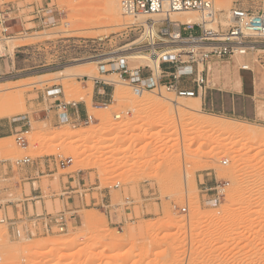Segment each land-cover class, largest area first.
Masks as SVG:
<instances>
[{
  "label": "rangeland",
  "instance_id": "obj_1",
  "mask_svg": "<svg viewBox=\"0 0 264 264\" xmlns=\"http://www.w3.org/2000/svg\"><path fill=\"white\" fill-rule=\"evenodd\" d=\"M9 3L16 4L26 24L20 34L15 33L19 28H14V20L7 22L11 29L5 33L0 26V82L8 84L0 96L21 94L19 98L14 96L18 100L15 102H22L17 107L25 105V111L0 116V123L29 115L31 125L23 128L28 131L26 149L17 146L15 135L0 140V202L7 217L0 224V264L8 263V258L14 264H264V183L260 181L264 182V138L227 140L223 134L197 128L190 118H177L175 112L164 119L154 106H141L127 76L121 78L111 66L119 62L130 68L146 66L116 57L122 47L137 41L140 30H130L110 20L104 0H0L3 11L8 12ZM37 4L51 10L39 25L32 23L38 20L34 16ZM234 4L264 10V0H230L229 8ZM228 16V11L216 12V30L227 29ZM45 33L49 36H42ZM10 36L18 37L12 52L5 40ZM250 41L256 42L250 44L255 48L245 54L210 57L198 69H204L207 86L232 92L241 78L246 94L253 98L257 119H242L201 105L194 116H221L236 119L239 124L252 122L264 135V38ZM95 58L101 59L88 67L67 68ZM59 70L75 76L61 79ZM83 71L92 72L94 77L79 75ZM96 79L108 82L100 96L107 94L109 100L93 104L92 87L90 104L84 103L86 108L94 106L98 110L92 114V122L72 126L34 120L37 110L43 107L38 104L45 88L60 85L64 94L60 99L67 102L77 98L81 103V91L87 90L88 82L94 86ZM111 79L123 83L117 87ZM115 88H119L120 99L114 98ZM160 93L177 97L164 88L150 95L159 98ZM107 116L112 120L108 119L109 123ZM55 155L71 157L72 161L65 168L56 166L54 176L38 177L34 184L23 178V168L15 164L24 156L41 161ZM169 158L179 159V171L174 169L171 175L166 170L167 164L170 168L173 162ZM224 158L228 159L227 165L221 164ZM183 170L188 176L186 187L179 181ZM66 176L74 180L72 186L79 182L80 187L84 184L97 189L86 194L85 203L73 197L63 201L58 194L60 181L66 182ZM215 179L227 181L225 197L220 203L206 204L200 190L211 186ZM116 182L120 186L115 189L112 186ZM39 188L45 195L40 201L32 198L39 195ZM53 191L54 197L50 193ZM100 193H106L107 201L118 205V221L123 218L120 224L111 223L115 219L109 220L101 208L90 203V197ZM126 197L133 200L128 209L123 206ZM64 203L68 206L65 210ZM183 206H187L186 212L181 211ZM60 210L67 217L71 215L67 230L42 232L36 215ZM15 228L21 231L19 237L13 234ZM102 234H106L104 239ZM73 237H77V243L70 247L61 249L52 244ZM38 241L48 245L24 252L20 249Z\"/></svg>",
  "mask_w": 264,
  "mask_h": 264
},
{
  "label": "built area",
  "instance_id": "obj_2",
  "mask_svg": "<svg viewBox=\"0 0 264 264\" xmlns=\"http://www.w3.org/2000/svg\"><path fill=\"white\" fill-rule=\"evenodd\" d=\"M213 4L214 0H122L120 8L126 15L200 11L209 16L212 15ZM11 9L7 7L6 11L9 12ZM43 11V7L38 8V12ZM8 12L3 11L0 7V26L2 28L1 31L4 33L8 30L5 25L6 21L9 19V17L6 16ZM38 12L36 10V14H38ZM126 27L130 30H140L137 42L129 46V50L138 48L139 52H148L152 54L167 52V50L174 48L180 50V52L165 54L160 57L159 68L163 64H167L171 69L168 74L171 80L165 83H160L158 81L160 78L158 75L162 74V71H159L157 77H155L153 70L149 66L130 68L124 64V62L112 63L111 66L115 67V70H118V74L121 78L124 75L127 76V82L132 87L133 92L139 94L143 90L154 91L155 89L161 92V89L164 88L166 92L174 93L178 97H194L199 94V91L202 90L207 83L204 69L199 70L198 64L201 63L203 65L210 57L221 59L233 55L245 54L247 50L251 49L250 44L254 45V43H256L250 41L251 39L264 38V10L254 11L244 8L239 4H234L229 11V24L224 31L219 29L217 31L204 30L200 23L190 24L171 20H148L146 25L130 24ZM202 44H209V50L201 47ZM182 57L186 58L182 59ZM120 60L126 59L121 58ZM145 67L149 76V81L145 79L148 76L144 77L142 75V71L145 70ZM241 68L248 69V66L242 65ZM1 75L2 64L0 59V76ZM185 80L193 82L195 89L182 88L181 83L185 82ZM98 81L104 82L105 80H95V82ZM63 95L60 85H52L45 88L41 94V101L46 105L47 109H53L55 111L57 124L76 126L92 122L93 115H88L85 110V114L82 118L75 109L79 102L77 104H70V102L60 99ZM102 105H104V103ZM70 109H73L74 114H70ZM118 117L119 115H115V118ZM27 126H29V124H27ZM23 128L17 130L14 135L17 146L26 149L28 146L26 138L28 131ZM31 160L32 158L29 156H24L16 160L15 164L20 166L30 163ZM47 161L59 168H65L71 163L72 159L71 157L62 158L60 155H55L48 157ZM221 164L227 165L228 159H222ZM79 184V182L74 186L68 184L58 194V198L65 197L68 200L72 198V194H74L78 200L83 201L89 191L97 189V187H84V184L80 187ZM227 185V181L215 179L211 186L202 187L200 192H202L203 202L206 204L220 203L225 197ZM119 186L120 184L116 182L112 187L116 189L119 188ZM209 193L210 195H208ZM96 198L97 197H90V199L94 201H96ZM132 204L133 200L126 197L123 205L125 209H128ZM96 206L103 210L109 220L115 219V221L111 223H121L123 218H120V222L118 221V205H112L110 202H101ZM180 209L182 212H186L187 206H183ZM129 213L130 212H128V214ZM125 214H127V212H125ZM36 219L41 223L42 232L48 234L66 231L68 223L71 222V215L67 217L66 212L60 210L55 213L45 212L37 214ZM6 220L7 217L4 213V205L0 202V224H3ZM9 223L14 224L15 222ZM13 234L19 237L21 231L15 228L13 229Z\"/></svg>",
  "mask_w": 264,
  "mask_h": 264
},
{
  "label": "bare ground",
  "instance_id": "obj_3",
  "mask_svg": "<svg viewBox=\"0 0 264 264\" xmlns=\"http://www.w3.org/2000/svg\"><path fill=\"white\" fill-rule=\"evenodd\" d=\"M121 1L122 0H104V7H105V10L108 14L107 17H109L110 20H112L113 22H118L120 26L123 25L125 27L130 25V24L146 25L148 23V20H154V21L171 20L174 22H186V23H190V24L200 23V24H203L202 26H203L204 30L217 31L216 26L214 25V23L217 20L216 12L224 11V10L228 11V12L230 11V8H229L230 7V0H214L212 15H209V16H207L205 13L200 12V11H195V12H193V11H189V12L178 11V12H172V13L159 12V13H152V14H145V15H140V14L126 15L122 12V10L120 8ZM221 22H223V24L225 23V21H221ZM42 36H49V34L45 33ZM17 38L18 37H16V36L5 37V40L8 43V47L10 49V52H12L15 47H17V45L15 43ZM201 47H203L205 49H209L210 45L209 44H202ZM250 47H251V49L255 48V46H252V45H250ZM120 52L117 53L118 55H116V57H118L119 59H121V58L129 59V60L134 61L136 63H140V64H144L146 66H149L152 68L154 76L157 77V74L160 71V68H159L160 57L165 55V54L180 52V50H178L177 48H174V49L167 50V52L166 51L165 52H157L156 54H152V53H142V52H139V51L133 50V49L129 50L128 45H126L125 47H122ZM111 58H113V57H110L107 59H111ZM100 59L95 58V59H88V60L76 62V63H73L71 65H68L67 68H74V67H79V66L88 67V65L98 63L100 61ZM198 65L202 66L201 63H199ZM83 70H85V69H83ZM57 73H62V75L60 77L61 79L62 78H70V77L75 76L74 74L66 72L65 70H59V71H57ZM91 73H89L88 71L87 72L83 71V73L81 72V74H79V75H84V76H87L89 78H93L94 76ZM4 79H5V77H4ZM112 81H114L112 83L117 84V87H118L119 83H123V81H119L117 79L116 80L114 79ZM237 81H238V79H237ZM87 84H88L87 90L81 91L82 94H80V95H82V97L80 98V100H83L84 102H87L88 104H90L89 103L90 102V96H88V94L90 95L93 86H92L91 82H88ZM124 84L126 85L125 82H124ZM128 85H130V84H128ZM238 86H239V83H238ZM6 87H8L7 83L0 82V92L3 91ZM115 89L116 90H114V91H116V93L114 95L115 97L114 96L113 97L115 99H120L121 96L119 94V90H118L119 88H115ZM120 91L122 92V90H120ZM127 91H128V89H127ZM143 91H142L143 93L141 92L139 94H136V95H138V97H135V98H138L137 102L141 103L142 104V105L140 104L141 106H143V105L154 106L156 108L155 110L157 111L156 113H159V116L161 115L162 117H164V119H165L166 114L175 112L178 116V117L176 116L177 118H185V117L190 118L191 119L190 123H192V125L196 126L197 128L204 129L207 132H211V133L216 134V135L223 134V135H225V138L227 140L228 139L231 140L235 137H237V138L242 137V138H246L248 140L253 139V141L254 140H262V138H264L263 133H260L259 130L257 129L258 125L255 123H252V122H243V123L239 124V121L236 119H231V118H226V117H221V116L220 117H217V116L211 117V116H207V115H202V116L196 118L194 116V113L198 112L200 110V98H199V96H194V97H178L177 96L176 98L173 99L171 97L163 96L162 93H160L161 97L159 96V98H158V97L150 95L153 90H146V91L143 90ZM78 92H80V91H78ZM145 92H148L149 94H147V93L145 94ZM18 94H20V93H18ZM11 96L9 95V97H5V95L2 96V94H1V96H0V116H12V115L20 114V113L25 111V105L17 107L22 103V102H17V104H16V102H15L16 98L15 97H17V96L16 95H14L15 97L13 95H11ZM19 96H21V94L18 95L17 98H19ZM78 96H79V94H78ZM128 98H130V97L128 96ZM16 101H18V100H16ZM67 102H70V104H77L79 102V100H77V98H76L74 100H70ZM18 103H19V105H18ZM135 103H136V101H135ZM86 110H87L86 113L88 115L95 114L98 111V110H96V107H94V106L89 107V108L87 107ZM155 110H154V112H155ZM258 112H260V111H258ZM107 114L109 115V113H107ZM174 114H171L172 117ZM108 119L110 120V122L112 121L111 118L110 117L108 118V116H107V122L108 123H109ZM158 119H160V117ZM169 119H170V117H169ZM169 119H167V120H169ZM174 119H175V117H174ZM163 121H165V120H163ZM236 122H238V123H236ZM39 123L42 124V122H39ZM261 132H262V129H261ZM6 138H8V137L1 138L0 140L6 139ZM170 160H173V159H170ZM174 162L177 163V165H173ZM170 164H171L170 168H169V164H167L168 167L166 166L167 168H169V169L166 168L168 174L171 175L173 173L172 170H174V169H175V171H179V159L173 160V162L171 161ZM175 166H177V168ZM172 167H173V169H172ZM181 173L182 174L180 176L179 181L180 180H182V181H180V184L183 185L184 187H186V183H187L186 178L188 177L187 173L185 172V170H183V172H181ZM179 181H178V183H179ZM260 181H262L261 183H264L263 180H261V178H260ZM260 181H258V183H260ZM178 186H180V185H178ZM207 216L210 217L209 214ZM101 237H103V239H104L106 237V234H104V235L102 234ZM76 238L77 237H73L71 239H67L66 241L63 240L64 242H58V241L53 242L52 244L56 245L57 247L60 246L61 249L64 246H65L64 248H67L68 246L70 247V246L75 245L77 243ZM85 238H86V236H85ZM100 238H99V240H100ZM45 241H44V243L39 242V241L36 243L34 242V244H32V245H30V246L25 245L24 247H22L20 249L23 252L29 251L33 248L37 249V248L44 246L46 243ZM51 242H50V244H51ZM56 246H54V247H56ZM56 249H58V248H56ZM49 250H52V249H49ZM53 250H55V248H53ZM7 260H8V263H6V264H14V260L12 261L11 258H8Z\"/></svg>",
  "mask_w": 264,
  "mask_h": 264
},
{
  "label": "crops",
  "instance_id": "obj_4",
  "mask_svg": "<svg viewBox=\"0 0 264 264\" xmlns=\"http://www.w3.org/2000/svg\"><path fill=\"white\" fill-rule=\"evenodd\" d=\"M10 5V7H9ZM48 5V4H47ZM16 4L13 3H9L8 4V8L11 9L8 12V15L13 14V16H9V19L6 21L5 25L7 24V22H9L10 20H14L16 22V25H14V28L18 29V31H15L16 34H20L22 32V29H24V24H26L23 19L21 18L22 16H20V10L18 9V7L16 6ZM36 9L38 12V4L36 5ZM43 7V6H42ZM44 11L43 12H38V14H35L34 16L36 18H38V20H34L32 21V23L36 24L39 22H42L43 19L45 18V15L50 14L51 10L49 9V7H43ZM51 15V14H50ZM30 22H27V24ZM7 28L11 29V26L8 27V25H6ZM14 31V30H13ZM160 71H162V74L158 75V77H160L158 79V81L160 83H165L171 80V78L168 76L169 72L171 71L170 66H168L167 64H163L160 67ZM154 74V73H153ZM142 75L144 77L148 76V73L146 70L142 71ZM149 81V76L147 78H145ZM108 83V82H107ZM207 83H208V79H207ZM239 86L238 84L236 85L235 90H233V92L230 89H224V88H214L212 86H205L204 90H200L199 94L197 96H199L200 98V105L204 108H207L208 110H215L217 112H221L224 114H233L234 116H237L238 118H242V119H248V118H255L257 119V112H256V108L255 105L254 107L252 106V101L253 98L246 94L245 89L246 86L243 83L242 79L240 78L239 80ZM99 84V85H98ZM105 82L103 81H98L95 82L94 81V86H93V94H92V103H99L98 100H100L101 102H107L109 100L108 95L106 94V96H100L102 94L100 93H104L105 90L107 89L105 86ZM182 88L184 89H195V85L193 84V82L189 81V80H185V82L181 83ZM101 89V90H100ZM99 95V96H98ZM83 103V104H81ZM78 103V105L76 106V110L78 111V113L80 114V116L83 118L84 116V112L87 109L86 105L84 104L85 102H81ZM43 105V107L39 108L37 110V118H35L36 116L34 115L33 118L35 121H47L50 125H56L57 124V120H56V115H55V111L53 109H47L46 105H44V103L41 101L38 105ZM105 104V103H104ZM87 111V110H86ZM70 114H74L73 109L69 110ZM27 124H29V126L31 125V121H30V117L29 115H25L23 117L20 118H15L12 120H8L7 122H2L0 123V128H1V133H0V139L1 138H5V137H10L12 135H14V133L19 130L22 129L24 126H26ZM21 168H23L24 173H22L24 179H28V180H33L32 184L37 183L38 182V177H52L55 174V170L57 169V167L51 163H49L47 161V159L38 161L36 159H32L30 161V163L28 164H24V165H20ZM42 175H39V174ZM67 180L66 182H62V180L60 181V191H62L69 183V185H72V183L74 181H69V176H66ZM36 189L32 187V192L35 193ZM39 195H34L32 198H40L39 201L41 199H44L45 195L42 191V188H39ZM51 196L54 197L56 195V192H50ZM73 199L77 200L76 195L72 196ZM92 197V196H91ZM96 201H94L93 199H90V203L92 205H97L101 202H110L107 201V196L106 193L102 194H98L96 196ZM104 198V199H103ZM64 199H66L65 197L62 198V200L64 201ZM83 203H85V200L82 201ZM64 208L62 209H66L68 208V206L64 203L63 204ZM75 212V211H74ZM73 213V212H72Z\"/></svg>",
  "mask_w": 264,
  "mask_h": 264
}]
</instances>
